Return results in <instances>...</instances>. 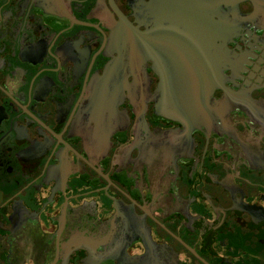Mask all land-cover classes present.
<instances>
[{
  "label": "flooded vegetation",
  "instance_id": "obj_1",
  "mask_svg": "<svg viewBox=\"0 0 264 264\" xmlns=\"http://www.w3.org/2000/svg\"><path fill=\"white\" fill-rule=\"evenodd\" d=\"M0 264H264V0H0Z\"/></svg>",
  "mask_w": 264,
  "mask_h": 264
},
{
  "label": "water",
  "instance_id": "obj_2",
  "mask_svg": "<svg viewBox=\"0 0 264 264\" xmlns=\"http://www.w3.org/2000/svg\"><path fill=\"white\" fill-rule=\"evenodd\" d=\"M171 81V83H168ZM98 84H95L91 100L98 101L102 97V91H98ZM171 87H175L172 89ZM162 95H160V113L164 116L182 123V115H188L192 110L186 107L182 108V77L177 79H162L160 88ZM100 110L97 111V113Z\"/></svg>",
  "mask_w": 264,
  "mask_h": 264
}]
</instances>
